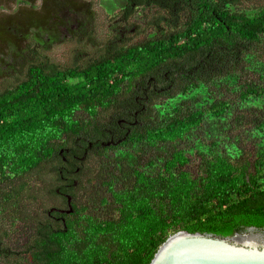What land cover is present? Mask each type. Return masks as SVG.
<instances>
[{"label":"trees","instance_id":"1","mask_svg":"<svg viewBox=\"0 0 264 264\" xmlns=\"http://www.w3.org/2000/svg\"><path fill=\"white\" fill-rule=\"evenodd\" d=\"M16 1L17 17H0V55L7 49L12 60L28 24L42 30L58 20L51 42L60 28L86 24L82 2L46 0V13L43 6L32 14L37 0ZM126 1L118 18L143 14L149 31L143 40L123 43V31L115 37L112 26L86 62L30 66L0 91V248L2 236L19 224L29 233L21 250L6 257L29 264H150L179 231L229 237L264 229V116L253 120L248 109H233L239 102L264 106V4L242 12L237 7L252 0ZM87 37L98 43L95 33ZM34 42L45 44L38 36ZM214 87L220 96H211ZM200 92L209 99L193 104L190 97ZM208 121H219L225 135L191 150L179 147ZM244 134L252 140L239 145ZM103 143L174 146L159 170H149L152 160L148 168L133 167L128 184L104 183L108 196L100 204L116 212L107 218L79 195ZM192 155L199 161L195 174L187 169ZM48 195L59 205L46 212Z\"/></svg>","mask_w":264,"mask_h":264},{"label":"rangeland","instance_id":"2","mask_svg":"<svg viewBox=\"0 0 264 264\" xmlns=\"http://www.w3.org/2000/svg\"><path fill=\"white\" fill-rule=\"evenodd\" d=\"M3 8L8 7V9H0V17L12 16L17 17L14 10H16L17 1L16 0H2ZM48 1V0H47ZM80 4L81 2L84 5L81 6V18L84 19L85 25H82V28L74 23L70 26L71 30L62 27L59 29L57 35L58 39L51 42L52 32L54 31L55 22L58 20H50L51 22L48 25H43V29L40 30L36 26H31L28 24V28L25 32L28 33V37L24 39L23 37L20 43L19 54L15 60H12L9 57V52L5 51L0 55V91L5 90L11 85L17 84L21 79H23L27 74V69L30 66L37 64L45 63H54L60 64L63 67L71 66L72 64H81L89 60L91 57H94L98 50L103 46L102 44L108 40L110 36L109 30L112 26L118 28L117 31H114L115 37L120 36L119 30L123 31V43L134 44L143 40L148 34L149 31H146L145 25V16L139 15L135 16L130 21H122L118 18V14L126 6V0H74ZM46 0H37L38 9L32 11V14H35L40 11V8L45 7V13L48 8V5L44 3ZM49 2V1H48ZM264 4L263 0H252L249 2H244L240 4L237 9L239 11H254L256 8ZM50 6V5H49ZM21 9V8H20ZM18 9V10H20ZM24 9V8H23ZM44 9V8H43ZM28 9L25 11L27 13ZM55 12H51L50 16ZM22 14V13H21ZM148 15V14H147ZM55 16V15H54ZM56 17V16H55ZM94 18V19H93ZM26 19H24V21ZM89 21V22H88ZM84 29H87V32H83ZM128 29V31H127ZM14 33L13 31L11 32ZM95 33L98 43L92 44L87 34ZM34 36H38L45 41V44L35 43ZM3 57V58H2ZM255 59L257 56L254 57ZM11 62L9 63V61ZM264 62V57H262ZM218 86V85H212ZM211 93L212 97H218L221 94L220 89L213 88ZM231 97V96H230ZM209 96L206 93L200 92L199 94H193L189 100L193 104L198 102H203L208 100ZM244 107L241 106L239 102L234 103L233 109L237 113L238 110L245 109L249 110L253 114V120L261 118L264 116V106L256 105L251 103L249 105L244 104ZM219 122V121H218ZM211 122L206 123V127L202 130L201 133L195 134L191 137L186 143L179 144L180 148L185 147L187 150L194 149L195 146L207 145L212 141L219 140L217 138L224 136L226 131H224V126ZM251 138L246 134L243 135V140L239 145H245L246 141L251 142ZM115 144V143H114ZM113 144V145H114ZM112 144L105 145L99 149L102 153V157L95 156L92 157L91 171L85 172L82 182H85L86 189L85 191H79L80 200L85 202L87 205H91L90 211L95 213L101 218H107L114 216L116 212L111 207H104L100 204L101 196H108L107 186L104 185L110 178L115 179L116 187H121L125 184H128L132 180V170L133 167L142 166L148 168L149 162L152 160L156 163L155 168H149L150 171L159 170V166L162 164V160L167 158L172 150L174 149L173 145H167L165 148L150 150L147 147L139 146L133 148L127 147H118L112 148ZM118 145V144H117ZM119 146V145H118ZM235 146L233 143L229 145V149H233ZM107 148V149H105ZM104 152V153H103ZM98 155V154H97ZM199 161L195 155H192V162L188 165L187 169L193 174L198 171ZM47 183H53L52 176L50 173L46 174ZM48 194V193H47ZM59 205V200L55 197L51 198L49 195L46 197L45 211L56 207ZM42 209V208H41ZM23 224H19L15 227V230L10 232L9 236H2V243L0 248V254H3L4 259L0 258V264H29V260H20L13 256L11 253L6 257L8 252L11 251H20L22 245L26 242L29 233Z\"/></svg>","mask_w":264,"mask_h":264},{"label":"water","instance_id":"3","mask_svg":"<svg viewBox=\"0 0 264 264\" xmlns=\"http://www.w3.org/2000/svg\"><path fill=\"white\" fill-rule=\"evenodd\" d=\"M150 264H264V229L249 227L229 237L179 231Z\"/></svg>","mask_w":264,"mask_h":264},{"label":"flooded vegetation","instance_id":"4","mask_svg":"<svg viewBox=\"0 0 264 264\" xmlns=\"http://www.w3.org/2000/svg\"><path fill=\"white\" fill-rule=\"evenodd\" d=\"M110 144H112V145H113L114 143H107V145H110Z\"/></svg>","mask_w":264,"mask_h":264}]
</instances>
